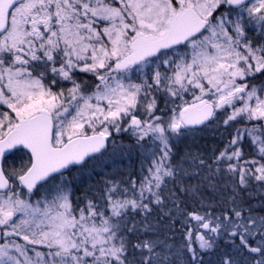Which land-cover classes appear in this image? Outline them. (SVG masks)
Returning a JSON list of instances; mask_svg holds the SVG:
<instances>
[{"label":"snow or ice","instance_id":"obj_1","mask_svg":"<svg viewBox=\"0 0 264 264\" xmlns=\"http://www.w3.org/2000/svg\"><path fill=\"white\" fill-rule=\"evenodd\" d=\"M0 264H264V0H0Z\"/></svg>","mask_w":264,"mask_h":264},{"label":"rangeland","instance_id":"obj_2","mask_svg":"<svg viewBox=\"0 0 264 264\" xmlns=\"http://www.w3.org/2000/svg\"><path fill=\"white\" fill-rule=\"evenodd\" d=\"M131 161H129V160H125V164H129Z\"/></svg>","mask_w":264,"mask_h":264},{"label":"trees","instance_id":"obj_3","mask_svg":"<svg viewBox=\"0 0 264 264\" xmlns=\"http://www.w3.org/2000/svg\"><path fill=\"white\" fill-rule=\"evenodd\" d=\"M130 163H131V162H130ZM130 163H129V164H130Z\"/></svg>","mask_w":264,"mask_h":264}]
</instances>
